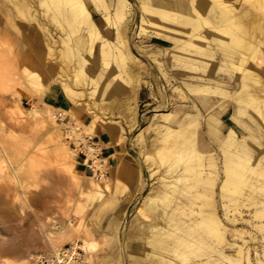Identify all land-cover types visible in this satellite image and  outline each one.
Here are the masks:
<instances>
[{
	"label": "bare ground",
	"instance_id": "bare-ground-1",
	"mask_svg": "<svg viewBox=\"0 0 264 264\" xmlns=\"http://www.w3.org/2000/svg\"><path fill=\"white\" fill-rule=\"evenodd\" d=\"M246 1H248L247 6L235 10V4L232 3V0H139L136 28L134 31L132 30L133 35H131V40H129V35H127L126 31L129 28H127L126 23L133 12L131 0H40L41 4L47 2L53 6V15H48L51 17H49V20L54 18L55 15L63 14L64 20L71 27L67 36H70L71 33L74 34L80 28L85 32V35L81 37V44L77 43L76 53L73 45L66 48L61 45L64 48L61 53L65 57L70 56V59L71 57L76 58V64H69L71 68L74 66L71 77L74 83L69 82V74L66 75L62 70L59 71L62 90L71 101V108L62 109L55 107L57 110L54 112H51V110L49 118L52 126L59 124L56 119V111L61 112L62 117L69 114L73 120H78L77 113L80 109H83L86 113H92L93 121L90 123L81 122L85 130L91 134L96 132L99 122L104 121L103 118H97L98 114L94 113L93 107H90V104L88 106L86 101L83 102L84 98L82 102L75 99L77 96L83 95V90L78 89L74 84H93L94 89L92 91L94 92L96 89L98 82L97 75L87 72V59L80 51L83 50L94 55L97 42L99 44L97 48L102 67L105 70L108 69L110 60H112L119 68V73L113 74L112 78L127 71L126 67H124L126 62H124V59L127 56L137 59H135V62L140 72L145 68V60L139 59L141 54L138 50H142L147 54L151 60L150 64L158 71V67L154 65V61L158 62L160 55L180 60L185 70H188L189 68L195 69V67L200 66L199 63L201 62L199 60L201 55H207L208 60L215 62L213 53L215 49H218L221 53L220 64H224L236 71L234 77H232V81H225L214 77L200 78L201 76L188 74L187 78L184 79V84L197 101L195 103L192 102L187 111L182 109V116L170 110L156 109L157 111L151 116V121L159 120L156 125L157 132L149 142L145 140L142 134L139 135L143 129L135 134V136H139L138 146L141 152L145 153L144 162L148 164L150 170L153 169L151 168L150 160L155 162L154 160L156 159L161 162L172 156L179 158L183 155L186 156L183 160L184 167L182 171L179 172L177 170L178 173L171 175V180H167V176L163 174V176H159V179H162L161 183L165 182L162 185L167 184L175 188L179 184L178 182L189 181L191 177H194L193 175L197 178V183H194L196 187V189L194 188L195 192H189L188 196H190V199L191 196L197 198L200 202L191 201L194 198L190 200V204L175 200L177 202L176 205H179L181 209H190L189 214L194 215V217L192 216L193 218L187 220L180 219L182 216H179L180 218L178 219L174 218L173 214L177 211H175L177 207L174 205L173 209L170 208L172 206L169 207L172 211H165L166 215L164 217L166 220L165 222L163 220L164 223L148 222L146 219H139L140 226H148L150 229L149 235L145 237L146 239L144 238L146 241H144L143 246L147 249L146 251L144 250L147 258L153 264H252L251 250H253L256 259V263H254L264 264V133H257L260 127L264 131V124H262L264 122V76H262L264 75V17L253 13V10H251V6L256 4L264 5V0ZM18 2L25 4L27 8L31 6L28 0H18ZM14 5L15 9L23 15L22 7L20 8L17 3ZM90 6L93 7V11L90 10ZM47 7L49 8V6ZM61 7L65 8V14L64 12L62 13L63 9ZM177 9L180 11L178 16L176 15L178 14L176 13ZM96 11L100 13L99 21L95 19L94 13ZM7 17V22L9 21L13 27L10 21L12 18L10 16ZM59 21H61V18ZM44 23L43 30H46L48 34L50 30ZM109 28L112 31L114 30L113 38L107 37ZM101 30H104V33ZM48 35H50L48 36L49 39L53 37L51 33ZM143 36L167 44V46L153 44L154 46L147 45L148 47H142L139 43L137 44V41ZM61 38L62 43H66V39L63 36ZM50 42L52 43V40ZM133 49H135L134 52L132 51ZM49 52L51 53L52 51L49 49ZM49 52L47 53L48 56ZM15 60L13 58V61ZM72 60L74 61V59ZM128 60L130 59L128 58ZM252 60L255 63H252ZM48 66L51 68V64ZM212 66H210L208 71L213 72L215 67ZM160 67L162 68V64ZM29 71L28 67L21 69V77L25 81L31 80L37 84L40 96H42L46 85L42 83L38 75L32 74ZM160 76L162 77V75ZM214 89L219 90V94L224 93L226 95L229 93L231 101L237 103V115L231 114V116L242 131L238 132L232 126H224V118L221 117V120L217 114L220 112L218 110L226 105L222 104L223 106L218 108V110L215 108L217 110L215 114L204 118L206 134L211 138L212 144L205 141L199 144L197 135L202 123L200 121L201 109L197 102H201L202 105L209 104L210 100H208L207 95H210ZM106 90L107 88L102 89L98 95L103 97L106 94ZM132 94V101H128L127 103V114L128 119H132L135 122L138 114L135 106L138 90H133ZM167 99L164 93L161 98L162 105H164ZM46 105L47 107H53L49 104ZM202 105L201 107H203ZM248 107H253L262 119L260 124L255 116L250 114L251 120L258 125L257 127L251 126V124L242 118L243 115H247L246 109ZM24 113L26 115L25 119H23L24 123L36 122L38 127H42L45 120L44 111L33 106L24 111ZM65 124L70 130L73 129V131L78 128L71 125L70 122ZM124 138L125 134L122 133L119 143H122ZM250 141L254 142L252 143L253 145H250ZM215 144L220 146L224 154L221 167L218 164L216 151L214 152L212 148V145L215 146ZM69 148L65 143L56 147L55 151L57 152L60 150L68 152L61 154L60 159L57 158L59 159L56 160V163L58 162L57 168L67 175L69 182L76 190L87 196L89 202L87 201V205L79 202V206H77L75 211L81 214V216L76 215L75 219H72L74 217L66 218L63 226L60 228H56L50 222L49 217L41 221L40 231L42 236L39 238V242H41L44 252L58 254L63 248L62 244L64 242L67 240L73 241L71 245L80 247L84 252V264H89L87 260L89 262L93 257V254L99 249V244L89 236L86 227H81L80 221H82L86 206H90L104 192H110L111 190L106 176L109 159L102 157L101 160H98L93 156L95 159L94 169L100 170L101 178L95 175L85 176L82 171L75 167L77 152H72ZM148 149L150 151L147 152ZM179 158L170 160L166 170L170 171L177 164L176 161ZM127 168L128 166L125 164V161L121 160L118 171H123ZM156 171L154 169L151 170V175ZM191 172L192 175L188 176L187 174ZM86 183L89 186H86ZM190 184L185 183V187L190 188ZM245 186L248 188L246 189ZM181 192L179 194L175 193L180 195ZM168 195L170 194L143 196L140 205L136 208L137 214L147 218L155 216L158 213V203L164 205L168 199ZM218 197L221 199L222 215L218 210ZM67 198L69 199L70 195ZM164 209L166 210V207ZM246 226H249L252 231L248 230L249 228L247 229ZM174 229H183L186 235H184V232L183 235H177ZM77 240L82 242L78 243ZM258 247L261 248L260 251ZM204 250H207V253H204ZM169 252L180 256L181 259L177 262L172 261L176 257L167 255ZM32 254L30 251H27L26 256L16 255L17 259L3 256L2 258L0 256V264H30ZM149 261L147 260V262Z\"/></svg>",
	"mask_w": 264,
	"mask_h": 264
},
{
	"label": "rangeland",
	"instance_id": "rangeland-1",
	"mask_svg": "<svg viewBox=\"0 0 264 264\" xmlns=\"http://www.w3.org/2000/svg\"><path fill=\"white\" fill-rule=\"evenodd\" d=\"M28 1L31 5L30 8H27L25 4L19 3L18 0H9V2L8 0H0V256L10 257L14 259H17L15 257L16 255L26 256L27 251L31 252L32 248H35V251H33L32 253L38 251L44 252L41 247V242H39V238H41L42 236V233L40 231L41 221L49 217L50 222H52L56 228H60L63 226L66 218L69 219L74 217L72 219H75L78 215L81 216V214L76 213L75 211L77 206H79V202L86 205L89 202L87 196L81 194L80 191L76 190V188L73 187L69 182L67 175H65L59 170V168H57L58 162L56 163V160H59L61 158V154H65L68 152H66L65 150H60L58 152L55 151L56 147H59L62 143H65L68 148L70 147L69 149L72 152H76V150L74 151L69 145V140L67 139L66 132L67 125L65 123L70 122L71 125L78 127L79 135H84L89 132H87L82 125V123H84L82 119L78 118V120H73L70 118V116H67V119L63 123L57 120L59 124L57 126H52L50 123L49 114L57 109L55 107H47V105L43 102V95L48 86L51 84L58 85L62 93L64 94L59 77L60 70L66 73V75L69 74V82L72 84L74 83L71 78L72 69L74 66H72L71 68L70 65L76 64V58L71 57L70 59V56L65 57L61 52L62 49L66 48L67 46L73 45L74 51L76 53L77 43L81 44V37L85 35V32L80 28L76 30L74 34L71 33L70 36H67V33L71 30V27L64 20L63 14L60 13L61 15H55V17L52 18L54 20L51 21L52 19L49 20L50 16H48L50 14L53 15L54 9L51 4L49 5L47 2L41 4L40 0ZM131 2L133 12L130 14V16L128 15L129 18L127 19L126 23L127 28H129L126 30L128 33L127 35H129V40H131V35H133V31L136 28L138 16L137 7L139 4V0H131ZM13 3H17L20 8L22 7L21 10L24 13H22L23 15H21L18 10L15 9L16 7ZM232 3L235 4V10L248 5V1L246 0H232ZM47 6H49V8ZM251 7L253 13H257L260 16L264 17V5L256 4ZM61 9H63L62 13L64 12L65 14V8L61 7ZM90 10L93 11L92 6H90ZM176 11V13H178L176 15L178 16L180 14V11L178 9ZM6 15L12 18V20L10 19V21L13 24V27L9 23V21L7 22L8 17ZM94 15L95 19L99 21L100 13L96 11ZM60 18L61 21H59ZM43 22H45L44 24L50 30L48 34L51 33L53 36L50 39L48 37L50 35L47 34L46 30H43ZM113 31L111 28H109L107 37L113 38ZM101 32L104 33V30H101ZM206 35H208V33H206ZM62 36L66 39V43H62ZM66 36L70 38H67ZM79 36L80 40L78 39ZM51 40L52 43L50 42ZM67 40L69 43L67 42ZM138 43L142 47L154 46L153 44H157L158 46H167V44L158 42L156 40H153L152 38H147L146 36L138 39L137 44ZM65 44L66 46H64ZM48 46L52 47L49 48ZM97 47H99L98 42L96 43L94 55H91L83 50L80 51V53H82L83 56L87 59V72L97 75L98 82L96 89L94 90V92L92 91V89H94L93 84H74V86H76L78 89L83 90V95L77 96L75 99H78L77 101L80 100L82 102L84 98L83 102L86 101L88 106L90 104V107H93L92 109L94 110V113L98 114L97 118L104 119V121L99 122L100 124H114L118 125L122 129L123 133L125 134V138L122 141V143L124 142L123 146L127 148L128 152L132 154V156H135L137 162L140 164L141 171L138 179V186L134 192H130L127 184L123 182H117V187L115 188L114 194L115 196L114 198L110 197L109 202L106 204L111 209V215L117 218L118 228L116 233L112 234L111 237L107 239L106 243L103 244V250L100 251L95 264H133L130 249L128 246L132 240L136 244H142L141 249H143L140 250L141 261L139 264H153V262L149 261V258H147L145 252L147 249L143 246L144 241H146L145 237L149 235L150 229L148 226H140L141 228H136V226L133 225L132 222L137 206L140 205L141 200L145 195L158 194L159 196H163L165 195V193H168L170 195H168L166 203H164V205L162 203H158V213L155 216H150L148 218L142 216L141 217L145 218L148 222L164 223L166 220L164 217L166 215L165 211H172L171 209H169V207L172 206L170 208L173 209L176 206L177 209H175V211H177L173 214L174 218L176 217V219H178L181 216L182 217L180 219L182 220L193 218L194 215L189 214L190 209H181L179 205H176V201H182L184 203L190 204V200L194 197L191 196L190 199V196L188 195L189 192H195L196 187L194 186V183H197V178L195 177V175H193L194 177H191L189 181L178 182L179 184L175 186V188H172L171 185L169 186L167 184L162 185L165 184V182L161 183L162 179H159V176L163 174L167 176V180H171V175L178 173L177 170H179V172L182 171L184 167L183 160L186 156L183 155L180 158L177 156H172L161 162L155 159L154 161L157 163L150 160L151 168L157 170L154 174L151 175V170L153 169L150 170L148 164L144 162L145 153L141 152L138 146L139 136H135V134H137L139 130L143 129L142 133H140L139 135L142 134L145 140L149 142L157 132L156 125L159 120L156 119L155 121H151V116L153 113H155V111H157L156 109L165 111L170 110L172 112H176L179 116H182V109L187 111L190 104L197 101L195 99V96L187 90L186 85L184 84V79L187 78L188 74H193L198 77L201 76L200 78L214 77L221 78L225 81H232V77H234L236 71L228 66H225L224 64H220L221 53L218 49H215L213 53L215 62L208 60L209 58L207 55H201L199 60V62H201L199 63L200 66L197 65L199 67H195V69L189 68L188 70H185V67L181 64L182 62L180 60L172 57L168 58L166 55H160L158 57L159 61H154V65L158 67V71H156L150 64L151 60L147 56V54L142 50H138V52L141 54V57L139 56V59H142V61L145 60V68L142 70L140 69V72L137 63L135 62L136 58L133 59L132 56H127L124 59V62L126 61L124 67H126L127 71L122 72L119 76L112 78L110 77V75L119 73V68L114 61L110 60V66L105 70L102 67L99 50ZM47 48L52 51L51 53L55 54L51 55L49 49ZM132 51L134 52L135 49H133ZM48 52L49 56L47 54ZM13 58L14 60H16L13 61ZM128 58L130 60H128ZM72 59H74V61ZM14 62L15 64H13ZM252 63H255V61L252 60ZM50 64L51 68H49L48 66ZM161 64L162 68L160 67ZM210 66L215 67L213 72L208 71ZM24 67H28L30 73L38 75L39 78H41L42 83L46 85L43 90L42 96H40L41 94L40 90H38L37 84H35L31 80L25 81L21 77V69H23ZM160 75H162L163 78ZM108 77L110 78L107 79ZM106 88V94H104L103 97H100L98 95L99 92L102 89ZM133 90H138L137 103L135 105L138 114L135 122L132 119H128L127 114V103L128 101H132ZM218 91L219 90L214 89V91H212L210 95H207L208 100H210L209 104L207 103L205 105H202L201 102H197L199 103L201 109L200 121L202 123V126H200L199 133L197 135L199 144L203 141L212 144L211 138H209V136L206 134V123L204 118L215 114L218 108H220L224 104L226 105L220 108V110H218L220 112L217 113L220 118H224V126H232L238 132L242 131L240 130V127L237 126V124L234 122L231 116V114H233L234 116L235 114L237 115V103L235 101H231L229 93H227L226 95L224 93L219 94ZM164 93L166 94V97L168 99L166 100L164 105H162L161 98ZM201 105L203 107H201ZM16 106L18 107L16 108ZM33 106L38 107L42 111H44L45 117L48 114L46 118L44 117L45 120L42 124V127H38L36 122L24 123L23 121V119H25L26 117L24 111ZM252 109L253 107H248L246 109L247 115H243L242 118L249 124H251V126L257 127L258 125L253 120H251L250 114L254 115L256 120L260 124L262 122V119L258 116L256 111ZM81 111H83L85 115H88L89 119H91L92 117L91 121L94 120L92 113H86L83 109ZM262 124H264V122H262ZM28 126L31 128H29ZM257 131V133L260 134L264 133V131H262V127H260ZM131 138L133 139L132 141ZM252 143L254 142L250 141V145ZM212 148L214 152L216 151L218 164L219 167H221L224 158L223 151L217 144H215V146L212 145ZM148 151H150V149H148L147 152ZM175 158L179 159L176 161V167L173 166L170 170V173V171H167L166 169L168 168L170 160H173ZM106 172L108 174V169H106ZM187 175H192V172ZM85 182L87 181L85 180ZM185 183L190 184L192 187H185ZM86 186H89V184L86 183ZM247 188L248 187H246V189ZM179 190L182 191L181 194L184 193L182 196H180L181 194L178 195L180 193ZM175 192H177L178 194ZM125 193H128V196L126 197L124 205L120 204L122 208H117L118 202H120V198H122ZM68 195H70L69 199L67 198ZM117 198H119V200H117ZM194 199L191 201L200 202L199 199ZM96 206L98 205H96L95 202L90 206H86V212L83 214V217L85 220L98 224L100 228L99 233L102 234L105 231V227L109 219H104L101 226L102 219L100 217H97L95 219L92 216V212L95 211ZM163 206L166 207V210ZM218 206L219 213L223 214L220 198L218 200ZM82 222L83 218L82 221H80L81 227ZM87 225L88 224H85L83 227H86ZM246 227L247 229L249 228L248 230L252 231L249 226ZM180 229H176L177 231L174 229V231L177 232V235H183L185 233L183 229ZM139 235L142 237L139 238ZM184 235H186V233ZM77 242L81 243L82 241L77 240ZM72 243L73 241L67 240L66 242H64V244H62V246ZM19 245L24 246L25 249H22L23 247L19 248ZM23 250H26V252H22ZM258 250L260 251L261 248L258 247ZM251 251L253 258L252 264H255V255L253 250ZM97 252L93 254V257L89 260V262L87 260V263L93 264L95 254ZM204 253H207V250H204ZM167 255L176 257L173 258L176 260L172 259V261L177 262L181 259L180 256H177L172 252H169V254ZM147 260L149 262H147Z\"/></svg>",
	"mask_w": 264,
	"mask_h": 264
},
{
	"label": "crops",
	"instance_id": "crops-1",
	"mask_svg": "<svg viewBox=\"0 0 264 264\" xmlns=\"http://www.w3.org/2000/svg\"><path fill=\"white\" fill-rule=\"evenodd\" d=\"M112 76L113 74L110 75V77ZM110 77H108L107 79H109ZM43 102L45 104H49L56 108H62V109L71 108V101L69 100V98L66 97L62 93L58 85H54V84H51L48 86L47 90L45 91V94L43 95ZM84 115L85 113H83V111L81 110H79L77 113L78 118L82 119L84 123H90L92 117L89 115L91 117V119H89L88 115H85V116ZM122 133L123 131L118 125H114V124L109 125V124L99 123L97 125L96 132L93 134L96 137H98L100 141V145L102 147V157H107L109 159L108 164H107L108 174L106 172V176H107V179L111 187L110 192H104V194L101 197H99L98 199L94 201L96 205L98 206H96L95 211L92 212V216L95 219L97 217H100L102 219L101 226L103 224L104 219L106 218L109 219L105 227V231L102 234H100L99 233L100 228L98 224L85 220L83 217L82 227L85 224H88L89 226L87 225L86 229L89 232V236L95 239L99 244V249H98L99 251L98 250H97L98 252L96 251L97 253L95 254L93 264L96 263L95 261L97 260V257L100 251L103 250V247H104L103 244L106 243L107 239L111 237L112 234L116 233L117 228H118L117 218L111 215L112 214L111 209L106 205L109 202L110 197L114 198L115 196L114 194H115V188L117 187V182H123L127 184L130 189V192H134L138 186V179H139V176H140L139 174L141 171L140 164L137 162L135 156H132V154L128 152L127 148L123 146L124 142L119 143V139ZM121 160L125 161V164L128 166V168L124 169L123 171H120V170L118 171V166L120 165ZM75 162H76L75 167L78 170L82 171L85 176H93L91 174V171L85 166V163L83 162V157L80 154H76ZM127 196H128V193H125L123 197L120 198L121 203L118 202L117 208L119 207L122 208L120 204L124 205V202ZM117 200H119V198H117ZM139 219H145V218H142L141 215L137 214V212L135 211V215L132 219V222H133V225L136 226V228H141ZM141 237L142 236L139 235V238ZM141 245L142 244H136L133 240L128 245L130 249L133 264H139L141 261L140 259L141 258L140 257ZM20 246L21 245H19L18 247L19 248L23 247L22 249H25L24 246H21V247ZM33 251H35V248L31 249V253ZM22 252H26V250H23Z\"/></svg>",
	"mask_w": 264,
	"mask_h": 264
},
{
	"label": "built area",
	"instance_id": "built-area-1",
	"mask_svg": "<svg viewBox=\"0 0 264 264\" xmlns=\"http://www.w3.org/2000/svg\"><path fill=\"white\" fill-rule=\"evenodd\" d=\"M56 119L64 122L67 116L62 117L61 112L56 111ZM78 128L73 131L66 127L67 139L69 145L77 154L83 157L85 166L91 171V174L100 177V170L94 169L95 159L101 160L102 147L98 137L89 134L79 135ZM94 156V158H93ZM84 252L80 247H74L71 244L64 245L58 254H50L38 251L32 254L30 264H84Z\"/></svg>",
	"mask_w": 264,
	"mask_h": 264
}]
</instances>
